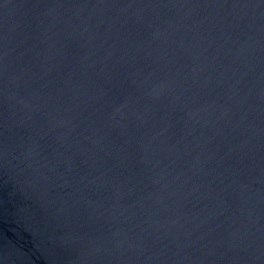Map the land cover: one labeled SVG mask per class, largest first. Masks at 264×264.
<instances>
[{
	"label": "water",
	"instance_id": "1",
	"mask_svg": "<svg viewBox=\"0 0 264 264\" xmlns=\"http://www.w3.org/2000/svg\"><path fill=\"white\" fill-rule=\"evenodd\" d=\"M0 264H264V0H0Z\"/></svg>",
	"mask_w": 264,
	"mask_h": 264
}]
</instances>
